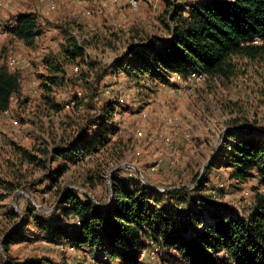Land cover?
<instances>
[{
	"label": "rangeland",
	"instance_id": "374dc122",
	"mask_svg": "<svg viewBox=\"0 0 264 264\" xmlns=\"http://www.w3.org/2000/svg\"><path fill=\"white\" fill-rule=\"evenodd\" d=\"M198 1L176 0L186 7L185 15ZM10 3H15V9L9 11L10 6L5 8L4 0H0V56L5 62L7 55L13 53L28 65L21 73L22 101H12L10 115L0 114V177L14 180L19 173L25 176L26 182H35L16 190L22 191L16 199L22 215L32 206L47 220L56 222L60 218L59 213L52 212L57 200L56 189L45 190L46 169L38 162H24L22 166L16 146L29 149L43 161L46 156L39 148L52 140V132L78 134L85 128L87 112L92 114L85 106L73 110L76 94L86 98L88 90L82 85L53 87L52 101L59 111L42 98L41 75L48 74V60L62 55L67 39L61 29L43 25L45 34L35 47L19 44L8 34L5 24L13 13L26 9L63 23L71 36L85 47V60L65 63L64 76H81L82 71L93 64L90 80L94 79L99 88L97 103L117 102L114 119L108 122L115 131L109 134L106 147L79 162L67 157H58L54 162L52 157L46 161L52 168L60 167L63 162L69 165L59 187L87 191L93 181L95 193L107 199L114 175L131 188L135 187V182L146 186L145 180L160 189L154 191L160 204L175 208L182 216L195 207L201 208L206 216L208 202L215 200L237 211L249 210L251 186L259 182L255 177L246 182L231 179L233 169L220 163L222 154H216L218 164L211 169L208 182L200 190H196L194 181L204 174L205 164L217 150L225 152L228 141L222 134L224 130L263 129L257 136L264 138V60L235 57L236 74L230 78L205 76L194 85L193 91L187 92L188 87L179 88L173 79L161 82L148 76L135 77L120 63L121 58H126L142 40L153 36L170 38V29L164 22V0H137L136 7L129 5V0H11ZM104 70L107 73L95 81V73L102 74ZM35 83L39 85V92L32 94ZM99 122L92 119L87 135L99 130ZM123 163L139 167L143 178L130 166L119 167ZM183 187L187 199L182 194L172 193ZM14 193H6L0 187V242L11 227L7 214L17 212L13 206ZM29 227L28 239L10 246V254L17 260L49 257L68 264H121L101 247L64 248L49 243L33 222ZM156 248L158 251L152 257L151 251ZM5 257L0 248V258ZM177 259L176 250L152 242L144 261L147 264H178Z\"/></svg>",
	"mask_w": 264,
	"mask_h": 264
},
{
	"label": "trees",
	"instance_id": "16d2710c",
	"mask_svg": "<svg viewBox=\"0 0 264 264\" xmlns=\"http://www.w3.org/2000/svg\"><path fill=\"white\" fill-rule=\"evenodd\" d=\"M164 1V22L170 29V38L153 36L142 40L120 60L135 77L148 76L152 80L169 82L174 74L185 78L201 71L208 78H230L237 72L235 57L264 60V0H200L188 9L187 15L186 7L176 0ZM13 19L16 24L7 29L8 34L31 48L43 36V25L62 30L67 39L63 45V59L57 55L54 60H48V74L41 75L42 98L59 111L52 101L53 87L82 85L88 90L86 98L76 94L73 110L85 106L92 114L87 112L85 128L78 134L52 132V140L39 148L46 156L43 161L29 149L16 146L22 166L24 162H38L46 169L45 190L56 189L58 203L52 212L59 213L60 218L56 222L47 220L31 206L19 222L17 212H9L7 218L11 227L4 232L2 246L6 257L0 258V264H68L49 257L20 261L10 254L11 245L28 239L31 222L51 244L64 248L101 247L121 264H147L141 254L152 242L176 250L178 264H264V138L257 136L263 129L239 128L238 132L226 129L227 148L225 152H218L223 155L220 163L233 169L231 179L246 182L255 177L259 182L251 186L248 211H237L215 200L208 202L206 216L198 207L189 208L182 216L175 208L160 204L154 190L140 182H135V187L131 188L114 175L111 201L110 193L107 199L95 193L93 181L87 191L97 202L78 190L61 188L60 180L69 165L63 162L60 167L52 168L46 161L52 157L53 162L58 157H67L79 162L106 147L109 134L115 131L108 122L114 119L117 102L97 103L99 88L94 79L90 80L93 64L82 71L81 76H64L65 63L84 61L86 57L85 47L71 36L66 25L35 12H19ZM1 59L0 56V114L10 109L12 97L21 89L20 72L10 70ZM106 73L107 70L95 73V81ZM92 119L100 121V128L87 135ZM213 159L204 174L195 179L196 190L208 182V174L218 164V158ZM24 178L19 173L14 180L0 177V187L10 194L34 185L35 182H26ZM172 193L188 197L184 187Z\"/></svg>",
	"mask_w": 264,
	"mask_h": 264
},
{
	"label": "built area",
	"instance_id": "2783aa9c",
	"mask_svg": "<svg viewBox=\"0 0 264 264\" xmlns=\"http://www.w3.org/2000/svg\"><path fill=\"white\" fill-rule=\"evenodd\" d=\"M137 4V0H129V5H131L132 7H136ZM14 26V24L9 25L8 27H12ZM7 67L9 69H17L19 68V66L21 65V59H19L16 55H14L13 53H9L5 59L4 62ZM206 75L201 72V71H196V72H192L187 78L182 77L180 74H174L173 76V80L175 82H177V84L179 85V88H184V87H188L187 89H185V91H193L194 89V85L200 81L203 80V78ZM71 105L68 104L67 107L69 108ZM8 112V111H5ZM72 249H74L75 247H71ZM158 251V249L156 248V250H152L151 251V256L155 257V253ZM146 253H147V249H144L142 251L141 254V259L144 260V258H146ZM161 264V263H159Z\"/></svg>",
	"mask_w": 264,
	"mask_h": 264
},
{
	"label": "crops",
	"instance_id": "0c3cea01",
	"mask_svg": "<svg viewBox=\"0 0 264 264\" xmlns=\"http://www.w3.org/2000/svg\"><path fill=\"white\" fill-rule=\"evenodd\" d=\"M4 2H5V8L7 7V6H10V9H9V11L10 10H13V9H15L14 7H15V3L13 4V3H10L11 2V0H4ZM8 2V3H7ZM19 12H35V10H33V9H26V10H21V11H18V12H15V13H13V16L9 19V22L8 23H6L5 25L8 27L9 25H11V24H16V22H15V20L13 19V18H15L16 17V15L19 13ZM36 13V12H35ZM46 18H49L50 20H52V18H50V17H48V16H46ZM53 21V20H52ZM57 22V21H56ZM9 28V27H8ZM48 28H50L49 26H48ZM49 30V29H48ZM44 34H45V32H44ZM43 34V35H44ZM17 42L19 43V44H22V45H24L26 48H28L22 41H19V40H17ZM46 50H49V49H46ZM2 60V62H4V59L2 58L1 59ZM28 64H25V61L24 60H21V65L19 66V68H17V69H10V70H12V71H19L20 72V74L21 73H23V69L24 68H26V66H27ZM22 82H23V79H22V77H21V88H22ZM33 87L34 88H32V94H37L38 92H39V85H38V83H35L34 85H33ZM21 93H23L22 92V90L20 89V91H19V93H17V94H15L13 97H12V101H17L18 103L20 102V101H22L21 100V98H22V96H21ZM11 110H12V103H11V107H10V109L8 110V112H3V113H1V114H5V115H10V113H11ZM57 261H59V260H57ZM146 262V261H145Z\"/></svg>",
	"mask_w": 264,
	"mask_h": 264
},
{
	"label": "water",
	"instance_id": "95a60500",
	"mask_svg": "<svg viewBox=\"0 0 264 264\" xmlns=\"http://www.w3.org/2000/svg\"><path fill=\"white\" fill-rule=\"evenodd\" d=\"M225 133H226V130H224L223 131V136L225 135ZM220 141H222V139H220ZM219 151L217 150V152L208 160V162L205 164V167H207L208 166V163H209V161H211L215 156H216V154L218 153ZM122 166H130V167H132V168H134L135 170H137L138 171V173L139 174H141V177L143 178V175H142V173H141V170H140V168L139 167H137L136 165H134V164H130V163H123V164H121L119 167H122ZM144 183L146 184V186L148 187V188H150L151 190H154V191H160V189H157V188H154V187H152L151 185H149L145 180H144ZM67 189H69V188H67ZM80 191H82L84 194H87L92 200H94L95 202H97L96 201V199H95V197L90 193V192H88V191H85V190H82V189H79ZM20 192H22V191H17V192H15L14 193V195H13V206H14V208H15V211H17V213H18V215H19V217H20V219H19V222L22 220V217H23V215H22V213H20V211L18 210V205H17V194L18 193H20ZM111 198H112V188H110V201H111ZM58 203V202H57ZM56 203V204H57ZM98 205H99V203H97ZM4 239H5V237L2 239V241L0 242V248H1V250H3V241H4ZM4 251V250H3ZM4 254H5V252H4Z\"/></svg>",
	"mask_w": 264,
	"mask_h": 264
}]
</instances>
